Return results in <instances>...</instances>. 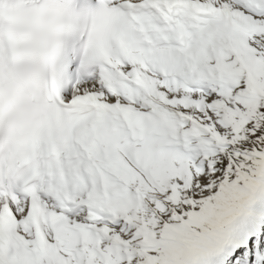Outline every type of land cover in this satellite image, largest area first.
<instances>
[{"label":"snow or ice","instance_id":"obj_1","mask_svg":"<svg viewBox=\"0 0 264 264\" xmlns=\"http://www.w3.org/2000/svg\"><path fill=\"white\" fill-rule=\"evenodd\" d=\"M0 264H264V0H0Z\"/></svg>","mask_w":264,"mask_h":264}]
</instances>
